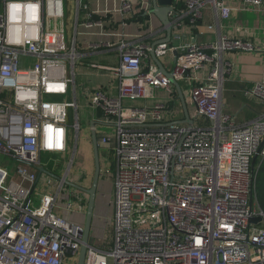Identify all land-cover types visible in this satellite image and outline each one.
Returning <instances> with one entry per match:
<instances>
[{
  "label": "built area",
  "instance_id": "1",
  "mask_svg": "<svg viewBox=\"0 0 264 264\" xmlns=\"http://www.w3.org/2000/svg\"><path fill=\"white\" fill-rule=\"evenodd\" d=\"M69 1L77 12L74 38L65 22L67 0H0V157L18 163L0 165V264H66L80 254L84 226L57 210L87 208L78 190L65 192L70 168L56 193L36 189L43 157L65 155L79 140L80 106L59 99L69 95L80 62L106 53L117 54L119 63L92 65L112 79L92 92L89 105L99 113L90 129L108 165L101 176L113 172V242L110 249L90 243L85 264H264V212L256 194L264 113L240 124L223 108L232 68L227 56L261 53L264 69V48L226 35L155 48L159 60L174 58L171 73L189 124L179 118L176 89L142 36L90 43L88 53L77 47L80 27L113 36L133 21L151 25L152 0H104V14L90 0ZM243 2L260 7L264 0ZM210 7L217 20L228 11L224 0H174L169 17L176 38L198 28ZM161 91L164 100L156 95ZM244 93L264 106V75Z\"/></svg>",
  "mask_w": 264,
  "mask_h": 264
},
{
  "label": "crops",
  "instance_id": "2",
  "mask_svg": "<svg viewBox=\"0 0 264 264\" xmlns=\"http://www.w3.org/2000/svg\"><path fill=\"white\" fill-rule=\"evenodd\" d=\"M101 1L90 0L91 8L94 11H98L101 14H104L106 8L104 7V0L103 4H99V2ZM224 1L226 7L228 8V11L221 14L218 20L213 14V9L211 7L207 8V10L205 11V19L199 24L198 28L191 30L185 29L180 34V39L176 38V36H178L177 31L173 30L172 41L167 44L171 46H174L176 44L185 45L188 43H196L203 45L214 43L218 40L221 35H226L229 37L242 38L243 40L252 42L256 46L264 48V2L260 7H254L251 4L244 3L243 0ZM69 3L71 5L72 12L75 11L77 20L76 8L75 6H73V3H71V1H69ZM209 25H214L215 28L213 30H209ZM97 31L98 28L96 27L89 30L83 27L82 34H78V39H81V41L85 44L82 49V52H87V47L90 43H106L108 41H111L112 39L117 41L120 35L142 36L141 38L143 40L152 45H154L158 41L166 39L168 35L166 29L162 26L158 19L152 21L151 25H146L143 20L133 21L129 23V25L125 29L118 30L120 34H113V36L109 34H91ZM69 32L71 33L70 36L74 38V36L76 35L75 31L74 34L71 31ZM122 32L124 34H122ZM227 60L231 64L232 68L230 73L227 74L225 78L226 81L223 91V108L226 113L234 116L238 123L245 124L256 119L259 115L264 113V106L257 99H251L246 97L244 93L245 88L251 87L255 82L260 81L264 75V69L262 67V55L261 53H232L227 56ZM160 61L168 72L172 71L174 65V58L171 54L167 55L165 59H162ZM94 63H99L103 65H117L119 63V57L117 54H99L95 56H90L89 58H86L79 63V68L77 72L78 80L76 78L74 84L72 85L74 99L71 102L76 101L80 108L82 106H86L91 110L90 118L87 121V123L89 124H87L88 126L86 127L92 126V123L97 122L99 118V113H95L94 109L91 108V106L89 105L87 93L89 91L92 92L96 90L100 86L107 87L112 79L111 74L93 68L92 65ZM77 81L79 87L83 90V93L78 92ZM156 95L159 100L166 99L165 93L158 92ZM176 97L180 101L178 92L176 94ZM82 98L83 100H85V103H83ZM150 104L153 103L151 102ZM182 112L183 114H181L179 118H183V116L185 115L183 107ZM238 113H241L239 114L240 117L237 115ZM83 140L85 145L87 143H90L92 145V133L89 134V132L83 130ZM57 157L64 159L65 162L66 155H60ZM59 158L58 160L60 161ZM64 162L62 163L63 166L65 164ZM81 162H83V157L82 161H79V164H76L75 169L74 166L72 167V165H70L69 171L70 173L72 171V173L69 174L68 181L71 182L70 176L74 174L75 171V178L72 180L71 183L77 184L79 186L81 185L82 187L87 188L84 184V181H86V179L88 178H85L86 168H84L83 165H80ZM79 168H81L80 171ZM104 178V175L101 176L97 192L95 215L93 219L92 233L90 239V242L93 245H96L95 242H97V239L101 237L104 227L110 222L112 223V219L114 216V206L110 207V205H113V181L111 182V180L108 178L103 180ZM102 182L105 184H102ZM70 189L74 188L70 187ZM70 189L68 191H70ZM36 190H39L46 194L56 193V191L52 193L44 191L43 189H39L38 184ZM79 192L85 199V203L87 205L88 199H86V195L81 191ZM67 198V195L62 197V199ZM57 210L67 220L84 226L87 208H84V210L80 213L69 212L64 210L63 208Z\"/></svg>",
  "mask_w": 264,
  "mask_h": 264
},
{
  "label": "rangeland",
  "instance_id": "3",
  "mask_svg": "<svg viewBox=\"0 0 264 264\" xmlns=\"http://www.w3.org/2000/svg\"><path fill=\"white\" fill-rule=\"evenodd\" d=\"M67 2H68V4L66 6L65 22L67 24L68 30L74 34V28H75V24H76V14H75V11L72 12V8H71V5L69 3V0H67ZM82 29H83V27H80L79 32L82 33ZM84 46H85L84 42H82L81 39H79L77 47L80 50V52L82 51ZM163 59H165V58H163ZM30 61L31 60L26 61L25 64L28 65L30 63ZM27 65H25V67H28ZM31 65H32V63H31ZM78 68H79V65L76 68L75 80L77 78ZM22 71L24 74L27 75V79H30L31 72H29L28 69L22 70ZM69 73L71 75V72H69ZM77 80H78V78H77ZM77 88H78L79 93H83V90L78 85V81H77ZM90 92L91 91H89L87 93V99L88 100L90 99V95L92 94L93 91L91 93ZM162 93H164V92H162ZM73 99H74V93H73L72 88H71L69 95L66 97H63L62 99H59V100H61L63 102H71V101H73ZM82 101H83V103H85V100H83V98H82ZM127 103L133 104L136 106H144L145 105L144 101H137V102L129 101ZM239 114H241V113L237 114L240 117ZM79 115L81 118V132H80L79 140H78L77 144L73 143V146L71 147L70 152L65 154L66 155L65 162H64V159L59 158L57 156H56L57 158L55 156L49 157V155L43 157V162L46 164V171L49 172L50 175L49 174H42L41 175L42 177L40 176L41 178H40L39 183H38L39 189H43L44 191H48V192H52V193L57 191L58 185L60 182L59 179H61L65 175V173L68 170V168L70 167V165H72V167L74 166V169H75L76 164H79V161H82V157H83V162H81L80 165H83V167L86 168L85 178L88 177L86 179V181H84V184L86 185L87 189H90L92 187L94 172H95L93 148H92V145L90 143H87L85 145L84 140H83V130L89 132V134L92 133L91 129H90L91 126L86 127V126H88L87 124H89V123H87V121L90 118L91 110L86 106H82L79 109ZM74 122H75V111L70 110V121H69V123L73 124ZM99 129L101 130L100 126H99ZM76 146H77V148H76ZM85 151H87V152H85ZM86 154H87V158H86ZM58 158L60 159V161L58 160ZM63 162L65 163L64 166L62 164ZM0 165H7L10 169H12V168H16L18 163L14 162L9 157H0ZM101 166H102V172H105V167L108 166L106 161H105V158H101ZM77 168H78V166H77ZM80 169L81 168H79V171H80ZM71 173H72V171H71ZM112 175H113V172H109V174L104 175L105 178L103 180L108 178L112 182L113 181ZM74 178H75V171H74V174H72L70 176V181L72 182V180ZM102 184H105V183L102 182ZM66 186L67 187L65 189V192H67L70 189V186L69 187H68V185H66ZM37 191L40 193H43L39 190H37ZM85 197H86V199H88V195H86ZM87 203H88V201H87ZM112 204H113V199H112ZM110 207H113V205H110ZM112 242H113V220H112V223L110 222L109 224H107L104 227L103 232L101 234V237L99 239H97V242H95V244L100 246V247L110 249L112 247ZM79 255L80 254H76L73 257H69L70 262H66V264H77L78 260H79Z\"/></svg>",
  "mask_w": 264,
  "mask_h": 264
},
{
  "label": "water",
  "instance_id": "4",
  "mask_svg": "<svg viewBox=\"0 0 264 264\" xmlns=\"http://www.w3.org/2000/svg\"><path fill=\"white\" fill-rule=\"evenodd\" d=\"M152 3H153L152 12L156 16V18L160 21L162 26L166 29L167 34H168L166 39L158 41L157 43L153 45V52L151 54L152 59L154 60L156 65L159 67L160 72H162L170 80L171 84L176 88L179 99L181 101V104L184 110V113H185V117H186L185 120L187 123L191 124L192 121L189 119L188 107H187L186 100H185L180 84L175 80L173 74L171 72H168L164 68L161 61L156 57L155 52H154L155 48L158 45L167 44L172 41L173 29L171 27V20H170L169 14L172 11V5L174 3V0H152ZM94 124L95 123L93 122L92 126H94ZM92 148H93V156H94V163H95V172H94L92 187L90 189H87L77 184L67 182L68 186L88 195L86 219H85V224H84L83 245L81 247L78 264H85L87 249L91 243L90 239H91V233H92L93 219L95 215L97 192H98L99 183L101 179V173H102L101 155H100V150L98 146V136L96 132H92ZM256 160L257 158L253 161V164L256 163ZM42 174H49V172L41 168L40 173H39V178ZM252 222L256 225H259L262 222V218L261 217L255 218L253 219ZM68 254L71 255L72 251L69 250Z\"/></svg>",
  "mask_w": 264,
  "mask_h": 264
},
{
  "label": "trees",
  "instance_id": "5",
  "mask_svg": "<svg viewBox=\"0 0 264 264\" xmlns=\"http://www.w3.org/2000/svg\"><path fill=\"white\" fill-rule=\"evenodd\" d=\"M256 164L257 166H259L256 170V175H257L256 194H257L259 206L264 212V159L260 162L257 161Z\"/></svg>",
  "mask_w": 264,
  "mask_h": 264
}]
</instances>
